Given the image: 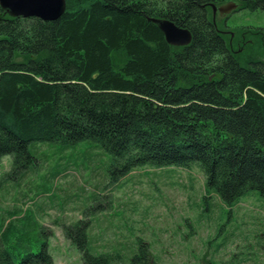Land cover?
<instances>
[{
	"label": "trees",
	"instance_id": "trees-1",
	"mask_svg": "<svg viewBox=\"0 0 264 264\" xmlns=\"http://www.w3.org/2000/svg\"><path fill=\"white\" fill-rule=\"evenodd\" d=\"M236 1L238 11L264 10V0ZM214 3L66 0L53 22L0 5V159L13 160L6 177L33 173L35 143L89 142L111 156L117 177L146 166L198 168L205 193L229 208L254 192L264 198V29L225 36ZM163 20L190 30L191 44L170 45L154 22ZM91 223L63 229L83 263H123L121 249L97 250ZM37 229L45 240L33 238ZM53 235L31 208L0 205V264H56ZM134 246L127 264H152L149 244Z\"/></svg>",
	"mask_w": 264,
	"mask_h": 264
},
{
	"label": "rangeland",
	"instance_id": "rangeland-1",
	"mask_svg": "<svg viewBox=\"0 0 264 264\" xmlns=\"http://www.w3.org/2000/svg\"><path fill=\"white\" fill-rule=\"evenodd\" d=\"M230 4L239 8L236 0L214 3ZM236 10L225 16L211 12L222 34L235 37L239 28L264 29V10ZM31 151L37 164L22 182L6 177L12 156L0 159V205L4 211L29 207L41 225L53 230L49 250L56 264H84L63 234L64 225L83 218L92 221L89 234L97 250H122L121 264H127L137 238L149 244L152 264H202L209 259L264 264V198L257 192L229 208L205 193L198 168L146 166L117 177L110 173L111 156L89 142L69 148L35 143ZM43 232L37 229L33 238L45 240ZM38 250L37 244L32 246Z\"/></svg>",
	"mask_w": 264,
	"mask_h": 264
},
{
	"label": "water",
	"instance_id": "water-1",
	"mask_svg": "<svg viewBox=\"0 0 264 264\" xmlns=\"http://www.w3.org/2000/svg\"><path fill=\"white\" fill-rule=\"evenodd\" d=\"M0 5L15 17L38 18L45 22L57 21L66 10V0H0ZM212 8L214 16L217 12L225 16L236 10L237 5L217 7L212 4ZM154 22L159 24L170 45L184 47L191 44L193 36L190 30L179 27L171 20Z\"/></svg>",
	"mask_w": 264,
	"mask_h": 264
}]
</instances>
